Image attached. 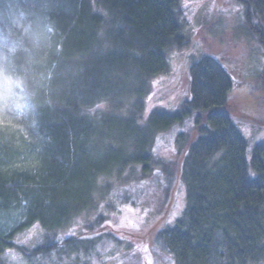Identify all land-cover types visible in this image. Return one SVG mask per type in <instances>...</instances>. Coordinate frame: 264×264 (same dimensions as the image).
I'll return each mask as SVG.
<instances>
[{
  "label": "trees",
  "instance_id": "16d2710c",
  "mask_svg": "<svg viewBox=\"0 0 264 264\" xmlns=\"http://www.w3.org/2000/svg\"><path fill=\"white\" fill-rule=\"evenodd\" d=\"M230 1L264 49V0ZM21 7L43 46H20L4 65L30 117L26 133L0 121V212L24 211L0 231V258L15 248L37 264H264V143L250 149L234 122L225 63L193 57L182 107L147 109L172 50L189 42L180 0H0V16ZM186 122L192 136L167 163L164 134ZM179 183L180 216L170 210L151 245L121 250L114 212L156 189L167 205ZM36 225L43 244L14 243Z\"/></svg>",
  "mask_w": 264,
  "mask_h": 264
},
{
  "label": "rangeland",
  "instance_id": "374dc122",
  "mask_svg": "<svg viewBox=\"0 0 264 264\" xmlns=\"http://www.w3.org/2000/svg\"><path fill=\"white\" fill-rule=\"evenodd\" d=\"M180 7L182 30L189 42L183 50H172L170 72L153 82L148 99V112L155 107H162L170 112L179 110L188 99L187 70L191 59L202 54L213 55L225 63L226 69L235 80L236 89L229 110L236 126L246 136L250 149L255 144L264 143V87L261 85L264 49L255 36L252 37L246 31L238 7L233 6L230 0H180ZM25 12L21 7L14 18L7 14L0 16V121L22 130L23 133H26L25 128L29 123V106L22 102L20 91L6 76L4 65L6 59L20 46L27 47L28 53L42 49L43 35L34 30L31 16L25 15ZM103 108L105 106L100 105L97 109ZM177 128V135L174 132L175 127L170 133L164 134L165 138L168 134L171 136L167 138L169 141H166V147L158 154L167 163L181 159L185 150L183 143H187L193 133L190 132L191 122ZM180 134L186 136L179 143ZM184 194L180 183L177 184L166 205L163 191L156 189L152 196H147L145 202L139 203V207L118 208L119 211L117 209L109 218L107 229L123 239L121 250L126 245H133L135 248L149 246L157 225H161L162 220L170 224L166 220L170 210H173L172 217L180 216L186 206ZM23 215L22 208L0 212V231H11L22 222ZM70 234L71 232L67 235ZM43 242L44 231L37 225L18 235L14 241L16 245L31 250ZM37 263L36 258L29 259L15 248L7 250L0 258V264Z\"/></svg>",
  "mask_w": 264,
  "mask_h": 264
},
{
  "label": "snow or ice",
  "instance_id": "6c2138e0",
  "mask_svg": "<svg viewBox=\"0 0 264 264\" xmlns=\"http://www.w3.org/2000/svg\"><path fill=\"white\" fill-rule=\"evenodd\" d=\"M97 107H100V105H97Z\"/></svg>",
  "mask_w": 264,
  "mask_h": 264
}]
</instances>
